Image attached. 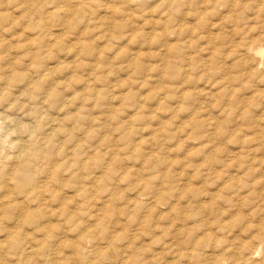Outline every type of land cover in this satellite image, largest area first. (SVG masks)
Returning <instances> with one entry per match:
<instances>
[{
	"label": "rangeland",
	"instance_id": "rangeland-1",
	"mask_svg": "<svg viewBox=\"0 0 264 264\" xmlns=\"http://www.w3.org/2000/svg\"><path fill=\"white\" fill-rule=\"evenodd\" d=\"M163 1L173 0H143L133 5L126 4L127 0L93 1L84 17L89 14L86 18L94 22L104 17L106 24L124 26L121 30L116 28L117 32H125L132 22V30L142 29H138L142 34L137 35L136 42L121 46L109 42L111 46L105 41L93 42L96 35L93 28L97 23H91L88 27L91 31L81 36L96 44V53L103 52L104 57L99 60L77 58L80 46L73 45L75 42L69 44L67 31L63 33V30L56 31V42L52 41L54 45L48 48V56L41 62L43 67L38 66L28 54L37 48L35 30L27 28L34 22L35 16L31 19L34 8L29 11L30 16L19 17L18 26L7 24L6 34L0 28L2 53L6 51L2 37L17 34L15 43L10 41L15 45L5 52L9 56L0 53L4 56H0V78L15 81L5 86L0 98V115L10 117L7 121L0 117V127L3 126L0 157L15 155L21 138L24 148L29 146V141L40 139L35 135L38 124L45 134L55 129L52 141L58 150L55 158L59 159L54 160L55 164H42L45 171L42 169L38 176L41 180L50 176L48 184L58 199L49 202L44 197L43 207L57 214L52 224L58 225L61 237L75 241L79 233L64 224L61 202L71 212L78 205L86 204L83 226L89 227L99 213L97 205L109 196L114 209L122 212L112 214L105 237L98 234L92 241V248L106 249L109 239L120 244L117 247L121 250L120 260L113 257L107 264H132L128 262L131 247H137L142 254L138 264H215L209 255H215L224 264H233L232 249L240 243L253 245L264 239V189L261 187L264 182V0H178L180 5L169 8L170 15L165 14L166 17ZM26 6L30 8V4ZM116 8L121 11L118 13ZM148 11L149 14L144 13ZM146 16L151 18L148 25L150 20ZM128 18L133 19H129L131 24L126 23ZM158 34L162 37L157 38ZM22 36L24 54L15 47ZM144 42L151 43L150 47ZM158 45L166 47L163 48L166 52ZM248 46L263 54L257 58L246 54ZM71 47L73 50L68 49ZM134 51L138 57L133 59ZM48 67L52 68L50 74L46 71ZM46 73L48 76L43 78ZM34 84L43 87V91H55L58 96L57 102L49 99L39 105L38 120L30 115L27 105ZM20 103L25 104L23 110L19 109ZM69 153H74L73 160H78L71 163L73 166L67 162ZM223 172L227 177L237 176L235 179L239 181L238 195L229 194L234 196L232 204L210 200L223 183L218 177ZM53 174L59 175L61 181H54ZM108 174H111L109 181ZM114 183L117 187H113ZM170 184L185 192L181 202L168 195ZM148 185L150 189L145 190ZM81 189L88 190L87 194H81ZM193 191L205 198L201 205L195 203ZM138 199H143L144 207L140 213H133ZM25 229V235L30 238L33 232ZM208 234L214 237L209 246L198 249L195 241L206 240ZM41 239L38 234L36 240ZM258 247L261 254L255 264H264V244ZM69 250L66 248L64 252ZM181 255L190 257L181 259Z\"/></svg>",
	"mask_w": 264,
	"mask_h": 264
},
{
	"label": "bare ground",
	"instance_id": "bare-ground-1",
	"mask_svg": "<svg viewBox=\"0 0 264 264\" xmlns=\"http://www.w3.org/2000/svg\"><path fill=\"white\" fill-rule=\"evenodd\" d=\"M93 1L98 3L97 0H27V1L26 0H0V28L3 30L2 33L6 34L7 24L10 26L11 25L12 26H18L19 17L20 16L24 17V15H27V14H28V16H30L29 13H31V12H29V11H31V9L34 8L36 11L34 12V14L32 12V17H31V19H32L33 16H35V18H33L34 22H32L29 26H27V28L28 29L32 28L35 30V36H37V38L34 39L36 41V43H34V44L37 46V48L35 49V51L33 53H28V54L36 62V64L38 66H42L41 62H43L45 57L48 56L46 54V52L49 50L48 48L49 47L51 48L54 45V44L52 45V43L56 42V41H54L55 40L54 38L56 36H58V35H56V33H57L56 31H58V32L60 31V33H62L63 30H64L63 33L65 31H67V33H65V34H67V36H69L67 39L69 41L68 43L72 44L73 42H75L73 45L77 44L80 46V47L77 46L80 48V50H79L80 52L75 55V56H77V58L82 56V58L93 57V58L99 60V59H102V57H104L103 52H102V54L96 53V49H97V47L95 46L96 44L90 42L91 40L82 39L83 36H81V35L87 34V31L89 30L88 27L91 23H92V25H95V24H93L95 22L97 23L95 28H93V30L95 29L97 31V32L94 31L96 33V35H95L93 42H97V41H99V42L103 41L104 42L105 41V43L108 42V45L110 44L109 42H111V44H113L112 42H114L115 44L120 45V46L136 42L135 39L138 38L137 35L142 34L139 32L138 29H140L141 31H142V29L137 28V30H134V29L132 30L131 28H132L133 22L131 24L130 18H128V20L130 19L129 21L125 20L126 23L130 22V24H131L130 26H127V28H125L126 31L124 32L122 30L123 32H120L118 30L119 32H117L116 28L121 30L124 27L123 25H126V24H123V25L120 24L119 26H123L122 28H120V27H117L112 22L106 24L105 22H108V21H106V19L103 20L104 17H103V19H100V18L95 19L96 20L95 22H94V20L92 21L91 18H86V17H88L89 14H87V16L84 17V14L86 13L85 11H87L88 9H90L93 6V4H94ZM106 1H108V0H106ZM109 1L112 2L113 0H109ZM127 1L128 2H126V4L128 3L130 5H133L137 2L140 3L143 0H140V1L139 0H127ZM157 1L158 0H156V2ZM27 3L30 4V8H28L26 6ZM107 4H108V2H107ZM154 4H156V3H154ZM102 5H104V4H102ZM108 5H113V4H108ZM116 5H118V4H116ZM123 5H124V3H123ZM174 5L177 7L180 5V4H178V0H173L172 2L171 1H165V2L163 1L162 6L164 7L163 9L165 10V11H163V12H165L163 15L165 17H166L165 14L170 15V12L168 13V10H169V8H172V6L174 7ZM106 6L104 8H106ZM136 6H138V5H136ZM118 8H120V7H118ZM123 8H124V6H123ZM111 9H108V10H111ZM108 10L106 11V14L109 13ZM113 10L111 12H113ZM139 10H141V9H139ZM117 11L119 13V11H121V10L117 9ZM130 11H134V9L130 10ZM142 11H144V10L142 9ZM25 12H26V14H24ZM124 13H125V10H124ZM127 13H129V12H127ZM144 13L149 14V11L144 12ZM97 14H98V12H97ZM135 15H137V14H135ZM152 15H154V13ZM161 15H159V16H161ZM109 16H110V14L108 15V17ZM127 16H129V15H127ZM137 16L139 18L141 15H137ZM142 16H144V15L142 14ZM114 17H117V16H114ZM146 17L150 20L149 23H147V25H148V24H150L151 18H153V17H151V18L148 16H146ZM155 17H158V16H155ZM167 17H169V16H167ZM110 19H111V17H110ZM140 19H142V17L139 18V20ZM160 19H162V17ZM143 20H145V19H143ZM131 21H133V19ZM165 21L168 22L170 20L167 19ZM171 21H170V23H171ZM99 22H101V24H98ZM116 22L118 23V21H116ZM134 22H135V20H134ZM146 22H147V20H145V23ZM162 22L165 23L164 21H162ZM55 23H57V24H55ZM142 25L144 26V24H142ZM75 27H77V28L75 29ZM10 29H11V27L9 28V31L11 33L12 30H10ZM17 30H18V28H17ZM23 30H22V32H23ZM76 30H78V31L75 33L74 31H76ZM89 31H91V30H89ZM169 32H170V30L168 31V34L167 33L166 34L169 35ZM65 34H64V36H65ZM91 34L89 36H91ZM166 34H164V35H166ZM172 34H170V35H172ZM16 36H17V34L14 33L10 36L7 35V36L2 37L3 38V39H1L2 45L3 44L5 45L4 50H6V51L3 50L4 52L2 53L0 50V53L4 54L5 52H8L7 50L10 49L9 47H11V49H12V46L15 45V44H12L14 42L13 40L17 39ZM158 36L162 37L161 34H158L157 38H158ZM23 37L24 36L20 37V38H22L21 41H19L20 38L18 39V42L16 43V46H15L18 49L17 52H21L22 54H24V39H23ZM69 38H71V39L69 40ZM85 38H86V36H85ZM52 41H54V42H52ZM158 42H160V40H158ZM90 43L93 44L94 46L90 45ZM144 43L147 45L151 44L149 42L148 43L144 42ZM40 44H41V46H39ZM140 45H142V44H140ZM167 46L169 47V44ZM72 47L68 48V49L71 50ZM149 47H150V45H149ZM159 47L162 48V50L166 49V47H161V46H159ZM169 50L170 49L168 48V51ZM254 51H255V49H253L251 46L246 47V50H245L246 54L255 55L256 58L258 57V54H263V53H256ZM9 52H12V51L9 50ZM136 52L134 54L135 56L132 55L133 59H134V57H138V56H136ZM112 54H114V53H112ZM160 54H162V52ZM164 54H162V55H164ZM5 55H6V53H5ZM109 55H111V54H109ZM0 56H1V54H0ZM6 56H9V55H6ZM117 56H118V53H117ZM263 56H264V54H263ZM1 57H4V56H1ZM13 57H15V56H13ZM175 57H177V56H175ZM106 58H107V56H106ZM162 58H163V56H162ZM15 59L16 58H14L12 61H14ZM18 59L19 58H17V60ZM113 59H114V57H113ZM253 60H255V59H253ZM34 61H33V64H35ZM9 62H11V60H9ZM258 62H260V60ZM4 63H6V62L4 61ZM19 63H21V62H19ZM180 63H182V62H180ZM0 64H1V62H0ZM12 64H14V63H12ZM3 65H5V64H3ZM8 67H9V65H8ZM44 67H46V66H44ZM17 68L19 69V64H18ZM17 68H15V70ZM51 69H52L51 67L50 68L48 67V70H46L49 72L48 74H50ZM0 70L2 72V66H0ZM42 71H45V70H42ZM10 73L13 74L14 72L11 71ZM39 73H41V72H39ZM19 74L22 75L21 73H19ZM48 74L47 73L43 74L42 77L44 78V77L48 76ZM2 77H5V75ZM15 77H16V73H15ZM5 78L6 79H4V81L2 78H0V82H1L0 83V98L4 94L6 87L15 82L13 79H9L7 77H5ZM17 78L15 80H17ZM22 80L24 81V78H22ZM16 86L17 85H15V87ZM42 88L39 86V84L33 85V90H31V96H30V99L28 100V104H27L28 107H30L31 112H32V113H30V115H32V114L35 115V117H34V119L36 118L35 120L39 119L38 118L39 108H40L39 105H43L44 102L45 103L49 102L48 101L49 99L51 100V102L52 101L53 102L58 101L57 100L58 96H57V93L55 91H51V92H50V90L49 91L48 90L43 91ZM8 92H10V91H8ZM5 95L10 96L12 94H10V95L5 94ZM14 103L15 102H13L12 104H14ZM18 103H15V104H18ZM22 103H20V104H22ZM24 106H25V104H22L21 105L22 109L21 108H19V109L23 110ZM1 107H2V103H1ZM9 109H10V107H9ZM4 112H5V110H4ZM19 114H17V115H19ZM7 115H5V116L0 115V117H2V119L4 118L3 120H5V121L10 120V117ZM11 120H15V119H11ZM13 122H16V121H13ZM2 127L3 126H1L0 128H2ZM15 128H17V127H15ZM36 129L37 130L35 132V135L41 137L40 139H35V140L29 141L28 142L29 146L24 148V139L21 138L20 143H19V148H18L17 153L15 155L10 156V157L7 156L5 158L0 157V164H1V166H0V264H107V262L113 257L116 258V261H119L120 260L119 258L121 256V250L119 248H117L118 245H120V244L117 245V240L114 241V239H111L112 240L111 241L109 239V241L107 242L108 247L106 249L101 248V247H98V248L93 247L92 248V241L95 239V235L99 234L103 238V237H105L106 233H108V230H106L105 228L108 226L109 221H111L110 217L113 216L112 214H115L117 212L118 213L122 212L121 210L117 211L114 209L115 207L110 202L109 196L106 197L104 201L102 200L100 202V204L97 205L98 207H96V208L100 207L99 213L95 216L96 217V218H94L95 220L92 222V225H89V227L83 226L85 217L87 216L85 213L86 208L84 207V206H86V204L78 205V207H75L74 210L71 212V210H65L63 207L64 202H61L59 207L63 208V210L59 209V208H58V210H62L61 211L62 216H65V218H64L65 223L64 224L69 225L70 227H72V229H74V231H77L79 233V237L75 241L64 240L63 239L64 237H61L60 232L57 231L58 225L52 224L54 218L57 219V214L56 213L54 214L55 211H48V209H45V207H43V201H46V199H44V197H47V199H49V202H56L58 199V196L55 194L56 193L55 190L53 189L54 190L53 191L51 189L52 187L50 188V186L48 184L47 180L50 179V176H48L49 174L47 175L48 177L46 179L43 175L44 178H42V180L39 178L38 175L42 169H43V172L45 171V169L43 167L44 164L48 165V164H51L52 162L54 163V160L57 161L59 159L58 157H57L58 158L57 160L55 158V152L57 149L54 147V142H53L54 141L53 138L55 137L56 130L52 129V130H50V133L47 134V132H46V134H45L44 130L42 129V127L39 124H38ZM18 130L19 129H17V131ZM31 139H33V138H31ZM69 141H67V142H69ZM2 144H4V143H2ZM15 146L17 147V145H15ZM137 151L139 152V150H137ZM152 154L153 153H151V155ZM69 155L70 156H68V161H67L68 164L72 165L71 163H76L78 161V160L77 161L73 160L75 158L74 153H71V154L69 153ZM66 157H65V159L67 160ZM214 167H215V165H214ZM66 168H68V167H66ZM88 168H89V166H88ZM236 170H238V169H236ZM62 171H63V169H62ZM226 171H227V169H226ZM224 172L222 174H219V176H218L219 179L221 178L223 180L222 181L223 183L221 185H219V188H217L218 190L216 191V195L210 196V200H216V201L221 200V201H225L226 203L232 204L233 203V197H234L232 195H238L237 193L240 192V190H238V188H237L239 181L237 179H235V178H237V176L229 175V177H227V175H225ZM46 174L47 173H45V175ZM54 175L55 174H53L52 179L54 181L58 180V182H60L61 180H59L60 179L58 177L59 175L57 177H56L57 174L55 176ZM246 175L252 176V174H246ZM243 177L245 178V176H243ZM61 178H62V176H61ZM107 178L109 181V179L111 178V174H108ZM43 179H45V180H43ZM52 179L50 182H52ZM239 180H242V179H239ZM111 181L113 183L114 180L112 179ZM52 183H51V186H52ZM68 185H70V184H68ZM116 185H118V184L114 183L113 187H117ZM149 185H148V187L147 186L145 187V190L150 189V186H152V184L150 186ZM55 186H56V184H55ZM85 186H87V185H85ZM168 186H169V188H168L169 194L168 195L172 198H175L179 202H181L180 199H183L185 192L181 193L178 190V187L175 188L171 184ZM261 187L264 189V182L261 183ZM53 188H54V186H53ZM186 188H184V189H186ZM81 190H82V191H80L81 194H83V195L87 194L88 190H86V189H84V190L81 189ZM226 191H228V192H226ZM229 191H232V192H229ZM224 194H226L227 196ZM229 194H232V195H229ZM83 195H81V196H83ZM111 195H113V193ZM142 196H146V195H142ZM104 197H105V195H104ZM192 197L194 198L195 203H197V204L199 203V205H201L203 203V202H201L202 198H203L201 193H199L197 191H193ZM161 198H163V196ZM203 199H205V198H203ZM141 200H143V199H141ZM141 200L138 199V201H136L135 204L133 205L134 206L133 213L139 212L144 207ZM222 216H223V214H222ZM89 217H91V216H89ZM91 218H93V217H91ZM133 220H135V219H133ZM25 228H30L31 231L33 232V233L29 234L30 238H28V236L25 235V233H24V231H26ZM244 230H246V229H244ZM38 234L42 238L41 241L36 240V236H38ZM64 235H66V234H64ZM206 237H207L206 240L200 239L198 241H195V243H196L195 246H197L198 249H203V248L208 247L210 244L209 242L214 238L211 234H208ZM105 240H107V238ZM187 240H189V238ZM191 240L193 241V239H191ZM118 241H120V239ZM218 243H219V241H218ZM260 244H264V239L261 238L260 242H257L256 244H253V245H247L246 243H240L239 246H236L234 249H232V255L235 256V260L233 261V264H255L257 262V258L261 254V251L258 247ZM218 246L219 245H217V248H218ZM219 247H221V246H219ZM66 248L70 249L69 253L64 252ZM128 248H130V247H128ZM129 250L131 252L130 258L132 260L129 258L130 261H128V262H131L132 264H138L140 261V258L142 256V254L139 252L140 250L137 247H131ZM194 250L196 253V249H194ZM214 251H215V249H214ZM226 251H228V250H226ZM195 255L196 254H192L191 256L194 257ZM199 256L200 255H197L196 257H199ZM186 257H190V256L189 255L188 256L181 255V259L186 258ZM207 257H210V259L212 258L211 261H213L215 264H224L222 262V260L215 259V257H216L215 255H213V256L209 255ZM123 262H126V261L123 260ZM122 264H125V263H122ZM126 264H128V263H126Z\"/></svg>",
	"mask_w": 264,
	"mask_h": 264
}]
</instances>
